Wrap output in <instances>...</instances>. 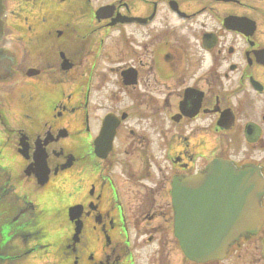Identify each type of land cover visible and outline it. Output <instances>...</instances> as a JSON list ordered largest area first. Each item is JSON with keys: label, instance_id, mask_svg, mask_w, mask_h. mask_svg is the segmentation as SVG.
I'll list each match as a JSON object with an SVG mask.
<instances>
[{"label": "flooded vegetation", "instance_id": "1", "mask_svg": "<svg viewBox=\"0 0 264 264\" xmlns=\"http://www.w3.org/2000/svg\"><path fill=\"white\" fill-rule=\"evenodd\" d=\"M3 3L0 264H264V220L187 259L171 204L223 160L258 170L264 213V0Z\"/></svg>", "mask_w": 264, "mask_h": 264}, {"label": "water", "instance_id": "2", "mask_svg": "<svg viewBox=\"0 0 264 264\" xmlns=\"http://www.w3.org/2000/svg\"><path fill=\"white\" fill-rule=\"evenodd\" d=\"M2 14V4L0 0V17ZM2 30V22L0 20V35ZM220 162H215L213 166L209 168V170L205 173L199 174L193 179H189L185 185V188H180L179 191L174 192V204L177 208H182L183 204V197L187 196L188 199L191 201V194L192 188L195 187L196 192H206L207 185L213 184L210 182V177H215L214 181L215 184L220 183L221 177H230L231 183L229 181L224 182L226 185H231V189L236 188L238 183H242L246 186V194L242 195L241 198L239 197H229L228 199L231 202L232 200H238L241 202L242 207H245L247 211L252 210L256 212L257 206L255 203V197H253L255 191V186L257 185L256 181V173L251 169H239L235 170L233 167L228 166L226 164H219ZM216 177H220V179H216ZM229 180V178H228ZM235 181V183H234ZM211 184H208V183ZM223 182V181H222ZM214 184V185H215ZM210 187V186H209ZM188 188L187 190H185ZM179 189V188H178ZM184 189V190H183ZM236 190V189H235ZM200 193V194H202ZM235 193V192H234ZM203 200V196L200 197ZM192 204L190 203L191 208ZM232 206V205H231ZM194 215L192 213L182 212L181 214L177 215L176 227L177 232L180 237V242L184 253L191 259L194 260H205L211 257L219 256L224 248H219L214 246H209L208 241L210 239H206L207 236L198 237L199 241H204L203 244L196 239V235L198 233H202L199 231V226H194ZM206 235V233H204Z\"/></svg>", "mask_w": 264, "mask_h": 264}, {"label": "rangeland", "instance_id": "3", "mask_svg": "<svg viewBox=\"0 0 264 264\" xmlns=\"http://www.w3.org/2000/svg\"><path fill=\"white\" fill-rule=\"evenodd\" d=\"M18 180H20V179H18ZM14 184L16 185V182H14ZM25 184H29L31 186L30 183H25ZM39 188H42V187H39ZM42 189H43V191L41 189H37L39 191L38 194H37L39 197L36 195V191H35V193L33 195L34 201L38 202L39 205H42V202L47 201L46 198H45L46 189L45 188H42ZM43 259H44V257L41 254H39L38 256L32 257L31 259H29L28 261L24 262L23 264H45V263H42Z\"/></svg>", "mask_w": 264, "mask_h": 264}, {"label": "clouds", "instance_id": "4", "mask_svg": "<svg viewBox=\"0 0 264 264\" xmlns=\"http://www.w3.org/2000/svg\"><path fill=\"white\" fill-rule=\"evenodd\" d=\"M18 160V157L13 156L9 151L5 150L2 158H0V167L12 168L14 170Z\"/></svg>", "mask_w": 264, "mask_h": 264}, {"label": "bare ground", "instance_id": "5", "mask_svg": "<svg viewBox=\"0 0 264 264\" xmlns=\"http://www.w3.org/2000/svg\"><path fill=\"white\" fill-rule=\"evenodd\" d=\"M248 168V167H247Z\"/></svg>", "mask_w": 264, "mask_h": 264}]
</instances>
